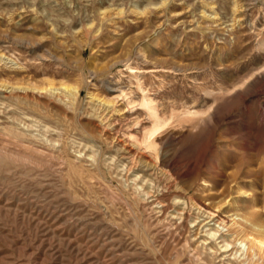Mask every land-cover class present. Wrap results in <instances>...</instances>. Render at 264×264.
Wrapping results in <instances>:
<instances>
[{"label":"rangeland","instance_id":"obj_1","mask_svg":"<svg viewBox=\"0 0 264 264\" xmlns=\"http://www.w3.org/2000/svg\"><path fill=\"white\" fill-rule=\"evenodd\" d=\"M0 264H264V0H0Z\"/></svg>","mask_w":264,"mask_h":264},{"label":"bare ground","instance_id":"obj_2","mask_svg":"<svg viewBox=\"0 0 264 264\" xmlns=\"http://www.w3.org/2000/svg\"><path fill=\"white\" fill-rule=\"evenodd\" d=\"M5 55V54H4ZM260 66H257V67H254L253 69H251V71L249 72L248 75H253L254 73V70L259 68ZM242 84H243V81H242ZM240 85V84H239ZM224 87H220V91L217 92V93H213V100L214 102L215 101H220L222 100L229 92H230V88L231 87H228V86H225L223 85ZM216 90V89H215ZM142 103L144 102L145 103V106H146V109H147V113L149 115V117H151V120H152V127L150 130L147 131V133L145 134V142L147 144V146H149L150 148H155V135L157 132H159L163 126V121L158 117V115L156 114V111L154 109V105L151 103L150 100L147 99V97L145 95H142ZM144 106V107H145ZM213 107V103L210 104V106L207 108V110L205 109V111H209L211 108ZM203 111V113L205 112ZM200 113L199 112H192V116H190V118H194L196 116V114ZM202 114V112L200 113ZM239 115H242L240 114V112H236L235 113V117L236 116H239ZM199 116V115H197ZM201 116V115H200ZM191 120V119H190ZM171 121V120H170ZM174 121V120H173ZM192 121V120H191ZM141 122V121H140ZM247 122V121H246ZM244 128V127H243ZM227 223V220H224L223 218L221 219L220 223ZM226 225V224H225ZM209 234L211 236H215V231H211L209 232ZM239 245L241 247H246V243L243 242V241H240L239 242ZM231 246V244L229 242H226V248L225 249H228L229 247ZM243 247V248H244Z\"/></svg>","mask_w":264,"mask_h":264}]
</instances>
